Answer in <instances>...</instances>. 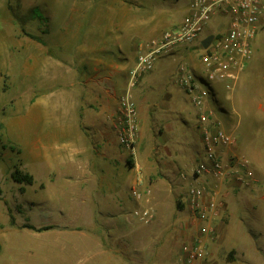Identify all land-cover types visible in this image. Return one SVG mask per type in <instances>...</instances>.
<instances>
[{"label": "rangeland", "instance_id": "obj_1", "mask_svg": "<svg viewBox=\"0 0 264 264\" xmlns=\"http://www.w3.org/2000/svg\"><path fill=\"white\" fill-rule=\"evenodd\" d=\"M125 2L132 7L136 4L133 0H0V264H101V258L94 254L104 239L100 225L93 218L89 223L81 222L79 212L87 192L89 205L95 207L94 189L100 177L84 182L75 175L78 166L68 159L67 136L56 127L52 97L56 94L55 98H61L63 88L69 94V88H76L79 81L84 86L85 73L90 68L93 71L96 60L102 58V47L113 45L116 51L117 45H124L121 38H104L97 26L110 29L113 23L126 22L125 16L117 14ZM184 12L183 8L177 10L176 17L181 18ZM143 18L133 17L136 30L145 29ZM217 24L213 20L211 25ZM210 31L208 28L204 34ZM177 51L161 67L157 79L150 83L141 78L136 90L140 123L136 149L123 144L118 149L124 150L133 178L135 164L143 167L155 216L145 223L133 214L137 205L127 212L134 252L125 255L128 263L126 257H107L116 264H182L185 245L200 234L204 224L193 219L184 201L194 180L184 184L179 177L181 170L197 159L200 162L204 155L197 114L174 83L181 63L202 71V49L194 42ZM127 55L130 51L124 49L120 57L123 60ZM136 58L137 52L133 64ZM152 87L156 89L150 90ZM167 91L172 93L170 109L176 105L171 112L159 104ZM89 101L94 108L93 96L83 92L82 107ZM219 101L215 107L218 117H222L220 112L235 115L232 104L241 114L233 119L238 126L230 130L237 142L220 151L225 157L236 154L250 163L256 161L254 171L264 174V24L255 40L252 61L235 90L223 89ZM80 116L83 125L82 112ZM225 120L223 126L229 127ZM169 121L170 128L166 125ZM17 168L32 174L34 182L14 180L12 173ZM216 182L224 207L213 221L214 232L201 236L206 253L196 264H264V211L253 210L264 204L259 194L264 191V182ZM28 223L49 228L36 230L27 227ZM125 236L116 241L120 249L126 245Z\"/></svg>", "mask_w": 264, "mask_h": 264}, {"label": "built area", "instance_id": "obj_2", "mask_svg": "<svg viewBox=\"0 0 264 264\" xmlns=\"http://www.w3.org/2000/svg\"><path fill=\"white\" fill-rule=\"evenodd\" d=\"M181 1L188 4V11L180 22L166 28L158 36L139 42L136 61L129 70L126 86L120 96L116 126L120 143L134 151L140 130L135 89L141 78L154 68L162 55L172 56L177 54L179 48L184 49L198 42L202 49L201 73L181 63L176 79L196 110L204 149L200 162L197 159L195 164L179 173L184 184L194 180L188 186L184 201L193 219L204 222L200 234L183 249L182 264H196L206 253L201 236L214 232L213 221L224 207L216 181L228 180L239 185H249L255 181L254 169L244 157L236 154L225 157L220 151L234 145L237 136L222 125L216 108L218 84L227 92H233L247 64L252 61L255 40L264 24V0ZM213 20L219 24L211 25ZM208 28L211 31L204 34ZM210 34L214 35L213 40L204 48L201 43ZM134 170L131 194L139 204L133 214L143 222L150 223L155 216V207L146 185L145 172L139 163L135 164Z\"/></svg>", "mask_w": 264, "mask_h": 264}, {"label": "crops", "instance_id": "obj_3", "mask_svg": "<svg viewBox=\"0 0 264 264\" xmlns=\"http://www.w3.org/2000/svg\"><path fill=\"white\" fill-rule=\"evenodd\" d=\"M133 1H136V4L133 2V7L125 2L120 9H117L118 13H116L125 16L126 22H120L118 24L113 23L110 29L105 26H97L99 30L105 34H103L104 38L109 40L121 38L124 45L116 44L118 46L116 51L113 50V45L112 47H110V45L102 47V58L96 60L93 71L92 68H90V71L85 73L84 86L79 81L76 88H69L71 91L69 94L66 91L67 88H63L65 91L61 94V98H55L56 94L52 97L55 103L53 115L57 121L56 127L61 131L63 137L67 136V139L64 140V145L67 146L70 152L68 159L73 163H77L78 166V173L75 175L79 178L82 177L84 182H88L92 176L100 177V183L96 185L94 189L98 202L95 203L94 208L90 206L88 202L89 192H87L82 200L83 204L81 202V210L79 212L81 217H83L81 222L89 223L91 221L89 218H93V221L100 225L101 235L104 239L100 241L94 254L96 257L101 258V264H116L113 261L107 260L108 256L112 258L113 255L126 257L125 260L128 263L129 259L127 258V254H129V252H134L133 227L132 225L129 226L126 219H129L127 212L129 210L133 211L134 205H138L139 203L131 194V187L134 180L133 169H129L124 161V150L121 152L118 151L122 145L118 138L116 126L120 91L124 90L126 86L129 70L134 60L132 58L136 55L139 42L146 38L158 36L166 28L180 22L188 11V4L186 2H181V0ZM182 8L185 12L182 17L178 19L176 17V12ZM136 15L144 16L143 24L145 29L142 31L135 29L133 17ZM116 32L119 33L118 36L113 34ZM111 42L112 41H110V43ZM124 49H129L130 55H127L122 60L120 54L124 52ZM108 55L110 56L108 57ZM171 57L172 56H169L158 60L156 64L159 62V69L155 71L154 68L145 73L142 80H150L151 83L153 80L157 79L161 75V67L164 68ZM85 64L90 65L91 61H86ZM193 67L196 69V72L201 73L196 66ZM72 79H76V76ZM176 79L177 71L174 80L176 81ZM142 80L140 82H142ZM90 81H94V83H90ZM175 81L174 83L176 86L183 91L181 86ZM140 84L141 83L138 84L137 88ZM137 88L135 89V99ZM154 89H156V87L150 88V90ZM218 91L219 101L220 94L223 91V88L219 84ZM83 92L89 97L93 96L95 103L94 108L92 101H89L85 107H82V104H80V97ZM183 93L188 102V95L184 91ZM170 95L172 97V93L167 91L165 98L159 103L160 106L168 112L173 111V107L176 108L174 104L172 110L170 109V103L173 102L170 99ZM55 99H57V101H55ZM232 105V111H235V115L232 113L220 112L222 117H218L221 123L222 119L225 120V118L229 117L225 120L226 125L228 124L229 126L225 128L228 130H233L234 127L238 126L233 119H235L236 116L240 118L241 115L236 105ZM91 108H93V110ZM59 112H61V114H59ZM81 112L83 117H85L83 125L81 124L82 120H80ZM166 125L170 128L172 123L169 121ZM82 126L84 128H82ZM57 148L59 150V146ZM246 160L250 163L248 159ZM252 160L254 161V159ZM254 162L250 163V165L252 166L253 164L256 170ZM255 174H257L255 175V180L259 181L262 185L261 182H264V174L257 171ZM233 183L239 185L235 182ZM259 194L260 198L264 200V191H260ZM158 207L160 210L161 205L158 204ZM247 207L248 206H246V208ZM253 210L254 212L264 211V204L254 207ZM243 216L244 219L248 218V216ZM124 235H126V245L124 248L120 249L117 247L116 241L121 239V237L124 238ZM129 238L131 239L130 242Z\"/></svg>", "mask_w": 264, "mask_h": 264}, {"label": "trees", "instance_id": "obj_4", "mask_svg": "<svg viewBox=\"0 0 264 264\" xmlns=\"http://www.w3.org/2000/svg\"><path fill=\"white\" fill-rule=\"evenodd\" d=\"M32 37H34V35L30 34ZM130 162H132L130 160ZM12 177L14 178V180H16L17 182L20 183H27V184H32L34 182V177L32 174L28 173V172H23L21 169L17 168L13 173H12ZM181 208H183V205L180 206ZM12 223L15 224V219L12 216ZM27 227L36 229V230H43V229H47L49 228L48 226L45 227H40L37 228L35 225L33 224H27Z\"/></svg>", "mask_w": 264, "mask_h": 264}, {"label": "water", "instance_id": "obj_5", "mask_svg": "<svg viewBox=\"0 0 264 264\" xmlns=\"http://www.w3.org/2000/svg\"><path fill=\"white\" fill-rule=\"evenodd\" d=\"M214 35L210 34L208 35L203 42L201 43L204 48L208 47V45L212 42Z\"/></svg>", "mask_w": 264, "mask_h": 264}]
</instances>
